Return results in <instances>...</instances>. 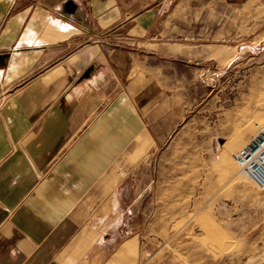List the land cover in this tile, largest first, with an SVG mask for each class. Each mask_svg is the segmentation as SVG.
Segmentation results:
<instances>
[{
  "label": "crops",
  "instance_id": "obj_1",
  "mask_svg": "<svg viewBox=\"0 0 264 264\" xmlns=\"http://www.w3.org/2000/svg\"><path fill=\"white\" fill-rule=\"evenodd\" d=\"M214 3L0 0V264H94L117 235L97 264H182V205L203 226L214 208L220 264L258 249L257 224L198 190L196 160L160 162L228 59Z\"/></svg>",
  "mask_w": 264,
  "mask_h": 264
},
{
  "label": "rangeland",
  "instance_id": "obj_2",
  "mask_svg": "<svg viewBox=\"0 0 264 264\" xmlns=\"http://www.w3.org/2000/svg\"><path fill=\"white\" fill-rule=\"evenodd\" d=\"M228 3L227 8L214 3L212 18L214 24L218 21L228 24V59L220 67L214 61L212 74L201 76L202 82L208 84L207 96L204 87L198 86L197 107L175 139L163 149L160 162L166 166L183 156L196 160L201 185L198 190H203L207 197H222L225 203L216 208V214L228 213L230 219L239 215L246 225L257 224L245 248L255 241L258 249L246 252L239 263L257 264L258 256L264 252V188L256 187L238 173L233 156L249 141L254 123L264 121V0H228ZM182 209L189 218L177 226L185 236L174 247L182 264L226 262L228 246L221 241L222 231L212 220L214 208L205 207L211 216L202 221L206 228L197 222L190 206L182 205ZM121 236L101 241L94 264L109 254ZM163 245L170 247L167 241Z\"/></svg>",
  "mask_w": 264,
  "mask_h": 264
},
{
  "label": "built area",
  "instance_id": "obj_3",
  "mask_svg": "<svg viewBox=\"0 0 264 264\" xmlns=\"http://www.w3.org/2000/svg\"><path fill=\"white\" fill-rule=\"evenodd\" d=\"M238 173L256 187L264 188V121L254 123V132L249 141L233 156ZM257 264H264V252Z\"/></svg>",
  "mask_w": 264,
  "mask_h": 264
}]
</instances>
